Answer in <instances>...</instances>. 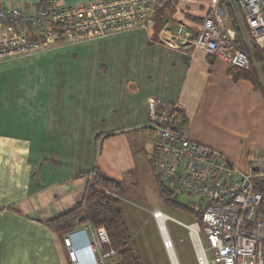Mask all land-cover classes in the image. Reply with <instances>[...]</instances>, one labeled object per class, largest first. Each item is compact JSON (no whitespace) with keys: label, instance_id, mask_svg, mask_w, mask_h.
Segmentation results:
<instances>
[{"label":"crops","instance_id":"0c3cea01","mask_svg":"<svg viewBox=\"0 0 264 264\" xmlns=\"http://www.w3.org/2000/svg\"><path fill=\"white\" fill-rule=\"evenodd\" d=\"M0 1L27 9L40 0ZM85 1L90 0H62L64 4ZM206 6L199 13H184L203 16ZM184 13H177L183 17L177 22L198 25ZM134 31L146 38L143 30L120 34ZM116 35L74 46L56 44L39 55L0 62V67L15 64L21 81L25 79L24 86L14 92H0V264H70L61 238L44 223L83 198L94 167L118 180H124L134 168L133 144L127 134L130 125L99 130L93 116L98 102L78 89L81 83L111 82L116 83L120 97L130 92L125 83L132 75H124L133 62L119 64L121 69L109 77L100 58H87L97 51L91 43ZM146 43L147 59L138 63L148 69L161 65L163 70L157 72L161 79L174 75L176 82L181 80L177 91L146 95L141 100L146 113L147 100L152 96L178 101L190 138L211 145L240 168L255 157H264L263 91L249 81H233L227 73L228 64L221 58L208 57L202 50L151 44L147 38ZM107 48L102 46L98 52L104 56ZM117 73L119 78L115 79ZM147 79L156 85L152 78ZM59 83L66 84V90L59 92ZM72 241L80 247L79 258L88 260L91 253L85 247V235L77 232Z\"/></svg>","mask_w":264,"mask_h":264},{"label":"built area","instance_id":"2783aa9c","mask_svg":"<svg viewBox=\"0 0 264 264\" xmlns=\"http://www.w3.org/2000/svg\"><path fill=\"white\" fill-rule=\"evenodd\" d=\"M165 1L40 0L27 9L0 1V62L45 53L58 40L73 45L133 30L152 39L156 11ZM230 11L246 44H255L264 60V0H209L196 30L182 22L172 27L166 20L157 38L171 48L191 46L251 70L256 61L236 46ZM182 112L178 101L147 100L151 140L145 152L157 181L172 194L190 198L193 219L176 222L187 230L196 264H264V157L240 168L216 148L190 138ZM150 215L166 253L174 250L166 226L171 217L159 208ZM77 232L85 235L91 253L86 261L72 241ZM62 243L70 264H116V251L104 248L109 237L103 226L85 223L64 233Z\"/></svg>","mask_w":264,"mask_h":264},{"label":"rangeland","instance_id":"374dc122","mask_svg":"<svg viewBox=\"0 0 264 264\" xmlns=\"http://www.w3.org/2000/svg\"><path fill=\"white\" fill-rule=\"evenodd\" d=\"M207 1L209 0H172L167 12L170 10L174 11H170L172 14L169 13L170 15L166 19L167 23L172 27L175 26L177 21L183 18L182 15L180 17L177 14L178 12L184 13L185 11H192L199 13L201 10L203 11ZM231 23H233V20ZM146 38L151 44L155 42L157 45V43L163 44L164 42L158 38H155L154 41L148 35H146ZM146 38L142 32L139 33L136 31L128 34H119L108 40L105 39L104 41L91 43L93 50L97 51L90 56L87 55V58H94L96 61L100 58L105 67L103 72L107 73L109 77L113 75L114 70L117 72L118 69H121L118 67L119 64L123 66L126 65L125 61L131 64L133 62L132 65H128L125 68L128 72L124 75V77L132 75L130 79H125V85L127 86V90L130 91L129 93L126 92L123 94V97H120L122 94H120L116 83L111 82H108V85L106 84L107 82L81 83L78 85V89L82 94H90L92 100L98 102L93 116L95 125H98L99 130L110 127H128L129 125L131 127L127 134L133 144L132 150L133 154H135L133 157L135 162L134 168L124 180H121L123 186L121 196L116 191L113 192L120 196L122 211L137 245L141 263L170 264L168 255L163 249L155 222L150 215L152 209L159 208L171 217L166 220V226L173 241L179 264H196L187 230L184 226L176 222L178 220L189 223L193 217L188 212L175 207L170 200L173 199L182 204L190 205V198L187 195L178 194L167 199V196L159 189L157 178L152 172L147 155L144 152V148L151 140V131L147 127V113L146 109L141 108V100L151 92L169 94L177 91L181 81L176 82L174 75H171V77L167 75L169 78L161 79L159 73H157L163 70V67H160L161 65L148 69L147 66H142L138 63V60L147 59V48H149V45L146 43ZM61 43L63 42L60 40L56 41V44ZM105 45L108 48L103 56V52L101 51L102 53H99L98 49L101 50L102 46L104 47ZM99 54H102V57ZM134 64L137 66H134ZM14 65L12 64L7 67L3 65L0 67V75L5 78V80L4 78H0V92H14L16 87L24 86L25 79L21 81L22 76H19L18 68H15ZM10 71L13 72L11 75L9 74ZM164 71L166 70L164 69ZM177 73H175L176 76ZM148 74H151L152 77L148 76ZM83 75L82 73L80 77L82 78ZM114 78H119L118 73ZM147 78H152L150 80L152 82L154 81L156 85L148 83L146 81L148 80ZM79 81L81 80L79 79ZM58 86L59 92L66 90V84L59 83ZM78 99L82 101L81 98ZM64 101L66 100L64 99ZM69 102L71 101L69 100ZM135 118L138 119L135 120ZM98 143V145L95 144L96 153L100 149V142ZM94 156V151H92V158Z\"/></svg>","mask_w":264,"mask_h":264},{"label":"trees","instance_id":"16d2710c","mask_svg":"<svg viewBox=\"0 0 264 264\" xmlns=\"http://www.w3.org/2000/svg\"><path fill=\"white\" fill-rule=\"evenodd\" d=\"M170 5L171 1L166 0L156 11L154 32L159 29L168 16L172 14L170 11H174L170 10L167 13L165 12L170 8ZM230 13V22L233 20L231 24L237 30L235 38L236 46L249 56L254 57L257 66L255 67L252 63L251 70H244L228 65L227 73L231 76L233 81H238L240 79L249 81L255 89L264 92V60L261 57L259 48L253 43L249 46L246 44L242 33L237 28L233 13L231 11ZM184 16L198 25L203 17L192 13L190 14L189 12H186V14L184 13ZM198 25L189 27L196 30ZM208 57L213 58L211 56ZM182 116L186 123L184 112H182ZM158 184L160 191L167 196V199H170L171 196L173 197L174 194L166 190L163 184L159 182ZM122 187L121 180L112 178L97 167H94L88 176L87 187L83 198L70 209L47 220L44 223L45 227L58 235L62 240V235L64 233L74 230L85 223H90L94 226H103L109 237V246H105L104 248L105 250L112 248L116 251L114 256L116 264H142L137 245L122 211L120 203ZM107 189L116 191L120 196L107 193ZM170 200L175 207L191 215L189 205L182 204L173 199ZM191 216L194 217L193 214Z\"/></svg>","mask_w":264,"mask_h":264},{"label":"bare ground","instance_id":"6f19581e","mask_svg":"<svg viewBox=\"0 0 264 264\" xmlns=\"http://www.w3.org/2000/svg\"><path fill=\"white\" fill-rule=\"evenodd\" d=\"M167 255H168L170 264H179L176 253L174 252L173 249H169Z\"/></svg>","mask_w":264,"mask_h":264}]
</instances>
